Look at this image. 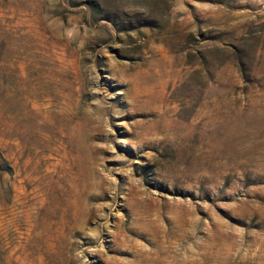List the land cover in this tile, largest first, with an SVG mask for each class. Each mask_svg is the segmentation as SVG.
<instances>
[{"label":"rangeland","instance_id":"374dc122","mask_svg":"<svg viewBox=\"0 0 264 264\" xmlns=\"http://www.w3.org/2000/svg\"><path fill=\"white\" fill-rule=\"evenodd\" d=\"M0 264H264V0H0Z\"/></svg>","mask_w":264,"mask_h":264},{"label":"bare ground","instance_id":"6f19581e","mask_svg":"<svg viewBox=\"0 0 264 264\" xmlns=\"http://www.w3.org/2000/svg\"><path fill=\"white\" fill-rule=\"evenodd\" d=\"M59 178V177H58ZM77 198V197H76ZM72 200V199H71ZM69 203V202H68ZM41 212H44V213H41L40 215H41V219H40V221L42 222V224H43V226H45L46 224H45V218H49L50 217V214H51V211H47L46 210V207H42V211ZM39 227H40V224H39Z\"/></svg>","mask_w":264,"mask_h":264}]
</instances>
